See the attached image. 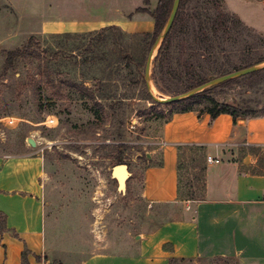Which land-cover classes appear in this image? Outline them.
<instances>
[{"label":"rangeland","instance_id":"rangeland-1","mask_svg":"<svg viewBox=\"0 0 264 264\" xmlns=\"http://www.w3.org/2000/svg\"><path fill=\"white\" fill-rule=\"evenodd\" d=\"M158 1L78 0L79 8L72 0H59L48 10L38 4L34 11L40 16L120 15L126 22L86 24L88 28L72 32V37L33 35L32 48L8 66L7 52L24 48L32 36L22 43L10 42L19 9L0 0V155L43 158L45 205L56 220L54 233L62 235L60 223L69 238L76 234V247L85 255L115 250L107 242L120 246L178 216L170 207L151 204L141 196L142 173L153 162L161 126L186 105L162 103L155 97L168 99L198 81L258 66L229 84L209 88L215 87L211 96L218 101L264 112L263 32L233 10L232 0H184L171 30V48L161 58L164 39L152 42L153 26L147 30L149 21L155 23L153 17L136 11L139 7L154 11ZM141 13L145 16H138ZM211 105L204 99L194 107ZM239 152L240 157L259 156L256 166L243 169L262 170L259 149ZM120 159L131 173L125 190L112 176ZM181 165L179 200L203 198L208 165L203 149L185 152ZM180 264L239 263L212 257Z\"/></svg>","mask_w":264,"mask_h":264},{"label":"crops","instance_id":"crops-1","mask_svg":"<svg viewBox=\"0 0 264 264\" xmlns=\"http://www.w3.org/2000/svg\"><path fill=\"white\" fill-rule=\"evenodd\" d=\"M4 1L19 9L11 43L33 35L77 32L88 28L86 24L126 22L120 15L65 19L34 11L38 4L51 9L59 0ZM72 5L81 6L78 0ZM232 8L264 34V0H232ZM149 24L147 30L154 29L155 23ZM185 144L199 145L206 157L219 159L207 163L206 193L198 200H179V147ZM157 145L153 162L142 173L141 196L178 216L120 246L107 242L115 250L87 255L76 247V234L69 238L60 223L62 235L54 233L56 220L45 205L43 158L0 155V212L9 229L0 233V264H22L25 250L30 264H180L212 257L264 264V166L260 172L243 169L256 166L259 156H239L241 149H259L264 161V114L235 123L228 113L212 118L205 110L174 112L161 126Z\"/></svg>","mask_w":264,"mask_h":264},{"label":"trees","instance_id":"trees-1","mask_svg":"<svg viewBox=\"0 0 264 264\" xmlns=\"http://www.w3.org/2000/svg\"><path fill=\"white\" fill-rule=\"evenodd\" d=\"M146 4H149L150 0H144ZM184 0H181L180 2V6L179 8L183 5ZM173 6V0H159L158 4L155 8L154 11H150L148 8L146 7H139L137 8V12H147L149 13L154 21H155V25H154V29H153V33H152V42H156L159 35L161 34V31L163 30V28L165 27L167 20L170 16L171 13V9ZM180 15H176V18H178ZM176 18L174 20V23L169 31V33L167 34V36L164 38L162 45L160 47L159 50V56L162 58L163 55V51L164 50H168L171 48L172 42L170 41V37H172L171 35V30L172 28L176 25ZM115 26V25H113ZM112 26H110L109 28H111ZM74 33L72 32H65V33H57L56 35H61V36H66V37H72L75 36L73 35ZM149 35V33H148ZM35 39V36L30 37L27 45L24 48H19V49H15V50H10L7 52V64H9L8 66H11V63L13 62V60H15L18 57L23 56L26 53L27 49L32 48V40ZM164 55H168V54H164ZM234 80H228L225 81L223 83H221V86H224L226 84H229L231 82H233ZM207 81L201 80L198 81L197 83H193L191 84L189 87L186 88V90H192L193 88L202 85L203 83H205ZM219 85V86H220ZM158 86V84H157ZM215 88V87H214ZM214 88H209V89H205L191 97H188L186 99L183 100H179L174 102L175 104H180V103H185L186 105L181 106L179 108H177L174 112H179V111H188V110H192V109H197V110H205L207 112H209L212 116V118L217 117L218 115L222 114V113H228L230 115H232L233 120L235 123H238L241 120H244L245 118L249 117V116H256L259 114H264V112L258 113L250 108L244 107L243 105H240L238 103H228V102H221L215 99V97L211 96L212 90ZM206 99L210 104H212L211 106H207L204 109H198L195 108L194 105L200 103L202 100ZM202 149L201 146L199 145H195V144H185V145H181L179 147V191H178V195L180 197V185H181V159L183 157V154H185V152L190 151L191 149ZM118 164H122L121 159L119 160ZM264 166V164H263ZM0 218H1V230L0 233L9 230L7 228V224H6V216L4 213L0 212ZM14 235L17 236L16 232H13ZM28 250H25L22 254V264H30L28 261ZM174 261V259H172V262Z\"/></svg>","mask_w":264,"mask_h":264},{"label":"water","instance_id":"water-1","mask_svg":"<svg viewBox=\"0 0 264 264\" xmlns=\"http://www.w3.org/2000/svg\"><path fill=\"white\" fill-rule=\"evenodd\" d=\"M180 2H181V0H174L173 1V6L171 9L170 16L167 20V23H166L163 31L161 32V34L159 35V37L155 43H157L159 40H163L167 36V34L169 33V31H170V29L174 23V20L176 18L177 12L179 10ZM153 55H154V52L151 51L149 53V56H148V60H147V64H146V79H149V72H150V67H151ZM258 69H260V67H258V66L247 67V68H244V69H241L238 71H234L232 73L211 79V80L203 83L202 85H199L198 87H196L192 90H189V91H187L181 95H175V96L170 97L168 99H157L156 97H155V99L158 100L159 102H162V103L176 102L179 100H183V99L191 97V96H193V95H195V94H197V93H199V92H201V91H203L209 87L221 84L225 81H228V80L236 78V77H240V76L250 74L252 72L257 71ZM29 142L33 146H36V144H37V142L32 138L29 139ZM112 176L114 179L117 180L120 189L125 190L127 180L131 176L128 165L125 163L115 165L112 169Z\"/></svg>","mask_w":264,"mask_h":264},{"label":"built area","instance_id":"built-area-1","mask_svg":"<svg viewBox=\"0 0 264 264\" xmlns=\"http://www.w3.org/2000/svg\"><path fill=\"white\" fill-rule=\"evenodd\" d=\"M13 119H9L10 122H12ZM218 163L219 159L218 158H213L211 156H207V163Z\"/></svg>","mask_w":264,"mask_h":264}]
</instances>
